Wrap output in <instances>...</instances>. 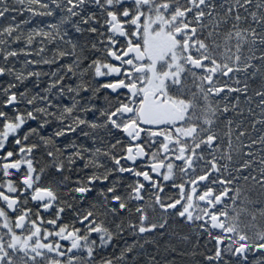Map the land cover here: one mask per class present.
<instances>
[{
    "label": "snow or ice",
    "instance_id": "obj_1",
    "mask_svg": "<svg viewBox=\"0 0 264 264\" xmlns=\"http://www.w3.org/2000/svg\"><path fill=\"white\" fill-rule=\"evenodd\" d=\"M0 264H264V0H0Z\"/></svg>",
    "mask_w": 264,
    "mask_h": 264
}]
</instances>
